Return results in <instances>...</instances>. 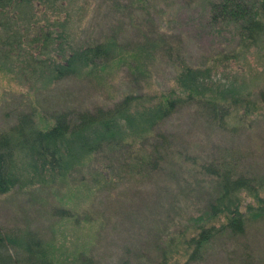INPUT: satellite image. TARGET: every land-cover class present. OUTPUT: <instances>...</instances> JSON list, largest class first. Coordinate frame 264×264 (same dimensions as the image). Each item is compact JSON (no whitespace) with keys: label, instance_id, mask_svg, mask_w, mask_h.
Segmentation results:
<instances>
[{"label":"rangeland","instance_id":"rangeland-1","mask_svg":"<svg viewBox=\"0 0 264 264\" xmlns=\"http://www.w3.org/2000/svg\"><path fill=\"white\" fill-rule=\"evenodd\" d=\"M210 5L63 0L54 12L34 4V18L13 26L24 39L39 28L62 32L70 49L107 41L113 53L78 76L44 83L25 66L27 49L35 52L17 49L14 62L0 67V132L24 113L41 127L56 112L73 119L127 94L147 103L176 93L182 64L210 69L208 80L231 83L235 91L225 101L223 127L200 101L163 120L155 131L166 135L170 147L156 170L130 169L122 150L106 151L86 157L53 184L0 193V230L36 233L62 264L80 254L98 264H264V215L245 209L253 197L238 195L242 233L229 231L224 215L209 210L220 191L210 168L246 176L264 194V46L243 43L235 23L210 24ZM210 228V238L196 247L199 231Z\"/></svg>","mask_w":264,"mask_h":264},{"label":"trees","instance_id":"trees-1","mask_svg":"<svg viewBox=\"0 0 264 264\" xmlns=\"http://www.w3.org/2000/svg\"><path fill=\"white\" fill-rule=\"evenodd\" d=\"M62 1L0 0V67L6 68L14 62L12 53L19 48L24 51L23 47L28 46L35 52L27 49L25 53L28 73L36 80L50 83L78 76L84 69L112 58L113 48L107 41L70 49L62 32L39 28L36 35L24 39L22 32L13 27L34 18V4L54 12ZM208 13L210 24L235 23L247 46H264V0H211ZM180 69L174 79L177 92L171 90L147 103L141 95L127 94L113 106L76 112L73 119L66 111L56 112L51 116L52 123L41 127L31 113L20 114L15 124L0 132V193L13 187L53 184L86 157L106 151L115 154L122 150L127 154L130 169L156 170L164 158L163 150L170 146L166 135L155 130L185 103L203 102L223 127L229 113L225 101L232 97L234 86L229 83L222 87L208 80L211 70L206 67L191 68L182 64ZM260 98L264 100V94ZM210 171L217 177L220 188L209 204L211 215L223 214L225 228L242 233L244 213L239 209L238 195L243 192L253 197L254 204L245 205V209L261 216L264 215V194L258 195L253 181L246 176H233L224 169L210 168ZM211 230L199 231L194 240L196 247L210 238ZM0 264L62 263L52 260L50 251L36 233L0 230ZM70 264L98 263L80 254Z\"/></svg>","mask_w":264,"mask_h":264}]
</instances>
